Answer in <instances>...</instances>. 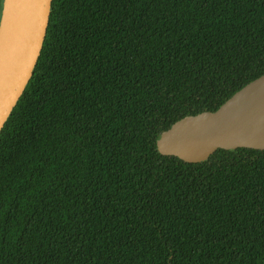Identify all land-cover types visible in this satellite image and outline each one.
Masks as SVG:
<instances>
[{"label":"trees","instance_id":"1","mask_svg":"<svg viewBox=\"0 0 264 264\" xmlns=\"http://www.w3.org/2000/svg\"><path fill=\"white\" fill-rule=\"evenodd\" d=\"M262 74L264 0H52L0 130V264H264V150L156 147Z\"/></svg>","mask_w":264,"mask_h":264},{"label":"water","instance_id":"2","mask_svg":"<svg viewBox=\"0 0 264 264\" xmlns=\"http://www.w3.org/2000/svg\"><path fill=\"white\" fill-rule=\"evenodd\" d=\"M52 0H4L0 19V130L22 95L39 59ZM163 155L200 162L218 149L264 150V74L218 109L187 115L163 131Z\"/></svg>","mask_w":264,"mask_h":264}]
</instances>
